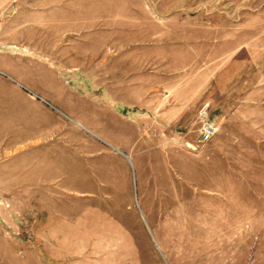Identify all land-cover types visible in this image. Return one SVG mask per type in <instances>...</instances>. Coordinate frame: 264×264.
<instances>
[{
    "label": "rangeland",
    "instance_id": "374dc122",
    "mask_svg": "<svg viewBox=\"0 0 264 264\" xmlns=\"http://www.w3.org/2000/svg\"><path fill=\"white\" fill-rule=\"evenodd\" d=\"M0 264H264V0H0Z\"/></svg>",
    "mask_w": 264,
    "mask_h": 264
},
{
    "label": "built area",
    "instance_id": "2783aa9c",
    "mask_svg": "<svg viewBox=\"0 0 264 264\" xmlns=\"http://www.w3.org/2000/svg\"><path fill=\"white\" fill-rule=\"evenodd\" d=\"M203 113L200 112L199 115H202ZM200 140L202 142H205L212 136L214 132V128L208 123H202L201 130H200Z\"/></svg>",
    "mask_w": 264,
    "mask_h": 264
},
{
    "label": "crops",
    "instance_id": "0c3cea01",
    "mask_svg": "<svg viewBox=\"0 0 264 264\" xmlns=\"http://www.w3.org/2000/svg\"><path fill=\"white\" fill-rule=\"evenodd\" d=\"M127 159L130 161L129 157L127 156Z\"/></svg>",
    "mask_w": 264,
    "mask_h": 264
}]
</instances>
